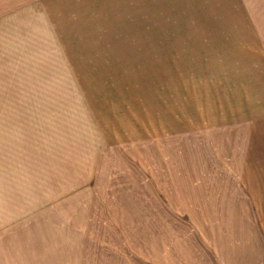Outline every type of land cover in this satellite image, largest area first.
Returning a JSON list of instances; mask_svg holds the SVG:
<instances>
[{
    "label": "rangeland",
    "instance_id": "1",
    "mask_svg": "<svg viewBox=\"0 0 264 264\" xmlns=\"http://www.w3.org/2000/svg\"><path fill=\"white\" fill-rule=\"evenodd\" d=\"M172 188L264 193V0H0L1 231Z\"/></svg>",
    "mask_w": 264,
    "mask_h": 264
},
{
    "label": "crops",
    "instance_id": "2",
    "mask_svg": "<svg viewBox=\"0 0 264 264\" xmlns=\"http://www.w3.org/2000/svg\"><path fill=\"white\" fill-rule=\"evenodd\" d=\"M63 197L58 208L45 211L57 214L44 223L3 231L0 225V264H264L258 221L264 206L257 203L264 193L172 188L139 194L119 223L116 204L105 216L95 215L98 201L114 200L109 195Z\"/></svg>",
    "mask_w": 264,
    "mask_h": 264
}]
</instances>
